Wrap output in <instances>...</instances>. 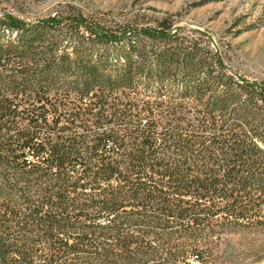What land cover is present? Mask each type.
<instances>
[{
	"label": "trees",
	"instance_id": "trees-1",
	"mask_svg": "<svg viewBox=\"0 0 264 264\" xmlns=\"http://www.w3.org/2000/svg\"><path fill=\"white\" fill-rule=\"evenodd\" d=\"M142 16L0 7L1 264H215L264 230V83Z\"/></svg>",
	"mask_w": 264,
	"mask_h": 264
},
{
	"label": "rangeland",
	"instance_id": "rangeland-1",
	"mask_svg": "<svg viewBox=\"0 0 264 264\" xmlns=\"http://www.w3.org/2000/svg\"><path fill=\"white\" fill-rule=\"evenodd\" d=\"M68 2L117 21L173 14L181 33L203 35L205 45L225 55L230 73L264 83V0H0V7L33 18ZM165 257L161 253L157 259ZM212 258L215 264H264V230L226 235Z\"/></svg>",
	"mask_w": 264,
	"mask_h": 264
}]
</instances>
